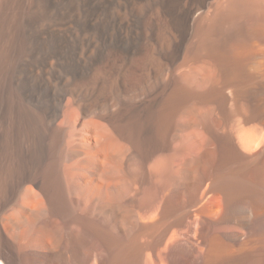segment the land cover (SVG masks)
<instances>
[{
	"label": "bare ground",
	"instance_id": "bare-ground-1",
	"mask_svg": "<svg viewBox=\"0 0 264 264\" xmlns=\"http://www.w3.org/2000/svg\"><path fill=\"white\" fill-rule=\"evenodd\" d=\"M0 264H264V0H0Z\"/></svg>",
	"mask_w": 264,
	"mask_h": 264
}]
</instances>
